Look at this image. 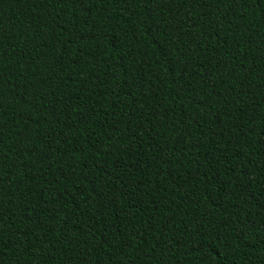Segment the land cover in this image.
Wrapping results in <instances>:
<instances>
[{
  "label": "trees",
  "instance_id": "obj_1",
  "mask_svg": "<svg viewBox=\"0 0 264 264\" xmlns=\"http://www.w3.org/2000/svg\"><path fill=\"white\" fill-rule=\"evenodd\" d=\"M0 264H264V0H0Z\"/></svg>",
  "mask_w": 264,
  "mask_h": 264
}]
</instances>
